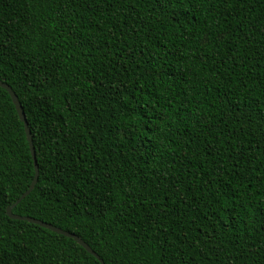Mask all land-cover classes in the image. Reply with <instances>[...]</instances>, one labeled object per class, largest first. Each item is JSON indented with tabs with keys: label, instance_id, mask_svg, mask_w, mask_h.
Listing matches in <instances>:
<instances>
[{
	"label": "trees",
	"instance_id": "1",
	"mask_svg": "<svg viewBox=\"0 0 264 264\" xmlns=\"http://www.w3.org/2000/svg\"><path fill=\"white\" fill-rule=\"evenodd\" d=\"M0 81L13 214L104 264H264V0H0ZM35 175L0 87V264H102L8 216Z\"/></svg>",
	"mask_w": 264,
	"mask_h": 264
},
{
	"label": "water",
	"instance_id": "2",
	"mask_svg": "<svg viewBox=\"0 0 264 264\" xmlns=\"http://www.w3.org/2000/svg\"><path fill=\"white\" fill-rule=\"evenodd\" d=\"M0 87L5 89L9 93V95H10L12 101H13V104H14V106L16 108V111L18 113V116H19L20 120L25 125L26 136H27V140H28L29 145H30L32 157L34 159L35 172H36L35 179L32 182V184L29 187V189L13 205H11V206H9L7 208L8 216L11 219H13V220H20V221H26V222H29V223H33V224L39 225V226H41V227H43L45 229H48V230H50V231H52L54 233H57L59 235H63L65 237H67V238L74 239L79 245H81L90 254H92L94 257H96L102 264H104L103 260H101L100 257L89 247V245H87L77 235L69 233L67 231H64V230L56 227V226H53L51 224L45 223V222L37 220V219H33V218H30V217H23V216H19V215L13 214V209L17 205H19L22 202V200H24L27 196H29L30 193L34 190V188H35V186L37 184V181H38V177H39V168H38V164H37V160H36V154H35V148H34V145H33L32 134H31V131L29 129V126H28V123H27V119H26L23 107H22V105H21V103L19 101V98L17 97L15 92L12 90V88L9 85H7L6 83H3L2 81H0Z\"/></svg>",
	"mask_w": 264,
	"mask_h": 264
}]
</instances>
